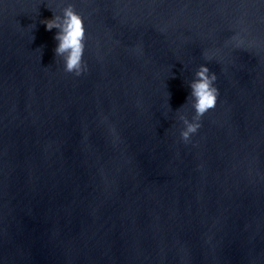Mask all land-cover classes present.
I'll list each match as a JSON object with an SVG mask.
<instances>
[{"label": "water", "instance_id": "1", "mask_svg": "<svg viewBox=\"0 0 264 264\" xmlns=\"http://www.w3.org/2000/svg\"><path fill=\"white\" fill-rule=\"evenodd\" d=\"M69 2L79 76L41 22L65 0H0V264H264V0Z\"/></svg>", "mask_w": 264, "mask_h": 264}, {"label": "clouds", "instance_id": "2", "mask_svg": "<svg viewBox=\"0 0 264 264\" xmlns=\"http://www.w3.org/2000/svg\"><path fill=\"white\" fill-rule=\"evenodd\" d=\"M52 12L53 15L50 18H44L41 22L47 30L57 29L54 33L56 44L53 51L55 56L62 60L65 72L79 76L88 71L87 62L84 60L87 39L84 18L75 10L74 4L69 0H65V4L59 12L53 10ZM239 43L240 41L237 40V44ZM202 55L205 60L213 58L212 54L207 51ZM216 80V72L212 71L208 64L201 63L187 82L190 91L186 102L190 105L193 113L189 118L183 111H177V118L183 124V127L180 128V138L185 143L201 127V117L217 104L219 88L215 83Z\"/></svg>", "mask_w": 264, "mask_h": 264}]
</instances>
